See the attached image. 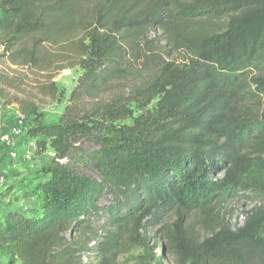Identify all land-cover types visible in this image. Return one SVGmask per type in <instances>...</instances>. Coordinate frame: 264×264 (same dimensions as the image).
I'll list each match as a JSON object with an SVG mask.
<instances>
[{
  "label": "trees",
  "instance_id": "1",
  "mask_svg": "<svg viewBox=\"0 0 264 264\" xmlns=\"http://www.w3.org/2000/svg\"><path fill=\"white\" fill-rule=\"evenodd\" d=\"M0 44L10 66L44 80L43 96L58 72L82 70L54 124L14 100L38 153L54 155L38 212L0 216V249L21 264H80V237L103 256L174 213L175 264H264L260 208L201 241L184 229L190 213L264 191V0H0ZM0 85L21 94V79Z\"/></svg>",
  "mask_w": 264,
  "mask_h": 264
},
{
  "label": "rangeland",
  "instance_id": "2",
  "mask_svg": "<svg viewBox=\"0 0 264 264\" xmlns=\"http://www.w3.org/2000/svg\"><path fill=\"white\" fill-rule=\"evenodd\" d=\"M174 57L177 56L174 55L172 58ZM81 74L82 70L79 67L64 69L55 74L53 82L56 86V94L54 97H47L39 94L38 84H42L44 81L40 76L10 66L6 59L0 55V76L13 78L15 83L20 79L22 81L21 94L0 85V91H2L0 102H2V106L4 105V111L0 113V171H4L6 175L5 190L0 195V216L8 210L18 211L25 215H33L38 212L41 195L37 185L43 178V171L52 165L51 160L54 155L49 148L38 153L33 144L34 141L28 138L27 132L32 125L31 118L25 123L26 129L20 137L11 140L9 144L1 143L13 123V113L17 108L14 100H28L37 107L41 124H54L68 105L70 93L75 88ZM137 115L136 111L133 117ZM131 122L132 120H128L125 124ZM81 146L86 150L92 147L90 143H84ZM11 154L16 157L12 158ZM67 161L65 158L62 162L66 164ZM84 173L92 175L89 170H85ZM222 177L223 173L219 172L210 179L212 181L220 180ZM108 200L109 197L102 199L101 203L107 204ZM256 208L264 210V191H255L248 187L241 190L231 200L226 201L222 206L221 213L209 216L196 212L188 214L184 229L187 236L194 241H201L215 231L221 223L236 221L242 225L246 213ZM175 221L174 213L163 216L159 223L147 226L138 233L137 242L139 241L140 245L133 240L124 242L125 240L121 238L118 246L110 249L103 256L97 251L98 244H94L88 237H80L79 239L83 241L84 245L88 244V252L80 254V264H100L102 260L103 264H175L170 253L171 243L167 240V232L172 230ZM93 223L99 231L105 223V217L94 219ZM102 233L103 238L100 237V242H103V246H105L107 240L104 237V230ZM68 238H70L69 234ZM73 240H76V236L73 237ZM0 264H21V262L12 256L10 250L0 249Z\"/></svg>",
  "mask_w": 264,
  "mask_h": 264
},
{
  "label": "built area",
  "instance_id": "3",
  "mask_svg": "<svg viewBox=\"0 0 264 264\" xmlns=\"http://www.w3.org/2000/svg\"><path fill=\"white\" fill-rule=\"evenodd\" d=\"M4 54H5L4 47L0 44V55L3 56ZM3 111H4V105L2 106V102H0V113ZM26 122H27V118L18 110V108H16L13 113V123L7 135L2 138L1 143L9 144L11 140L20 137L24 133V130L26 129L25 126ZM33 144L36 149L35 142ZM0 152H1V147H0ZM11 157L15 158L16 156L14 154H11ZM5 184H6L5 172L0 171V195L5 190Z\"/></svg>",
  "mask_w": 264,
  "mask_h": 264
}]
</instances>
